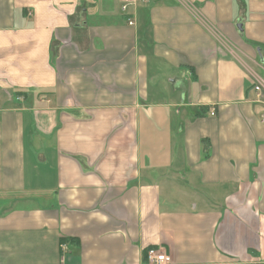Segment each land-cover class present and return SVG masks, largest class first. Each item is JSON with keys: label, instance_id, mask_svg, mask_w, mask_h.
<instances>
[{"label": "crops", "instance_id": "1", "mask_svg": "<svg viewBox=\"0 0 264 264\" xmlns=\"http://www.w3.org/2000/svg\"><path fill=\"white\" fill-rule=\"evenodd\" d=\"M129 1L0 0V264H264V0Z\"/></svg>", "mask_w": 264, "mask_h": 264}, {"label": "built area", "instance_id": "2", "mask_svg": "<svg viewBox=\"0 0 264 264\" xmlns=\"http://www.w3.org/2000/svg\"><path fill=\"white\" fill-rule=\"evenodd\" d=\"M129 0H123V4L121 5V11L126 12L127 7L129 4ZM127 23L129 25L133 24V21L128 18ZM253 89L256 92L257 99L260 100V98L263 97V86L261 83H256L253 85ZM211 115H213V112H211ZM264 117V116H263ZM61 248L63 249V244L61 245ZM145 259L146 264H169L171 259L170 256H168L161 248L159 247H149L145 252Z\"/></svg>", "mask_w": 264, "mask_h": 264}, {"label": "rangeland", "instance_id": "3", "mask_svg": "<svg viewBox=\"0 0 264 264\" xmlns=\"http://www.w3.org/2000/svg\"><path fill=\"white\" fill-rule=\"evenodd\" d=\"M129 3H130V2H129ZM128 5H129V4H128ZM262 93H263V92H262ZM262 98H263V97H262ZM262 98H260V100H261ZM257 100H259V99H257ZM260 100H259V101H260Z\"/></svg>", "mask_w": 264, "mask_h": 264}]
</instances>
